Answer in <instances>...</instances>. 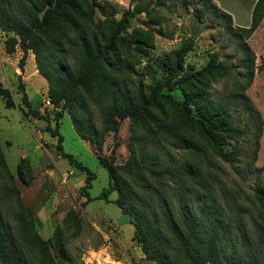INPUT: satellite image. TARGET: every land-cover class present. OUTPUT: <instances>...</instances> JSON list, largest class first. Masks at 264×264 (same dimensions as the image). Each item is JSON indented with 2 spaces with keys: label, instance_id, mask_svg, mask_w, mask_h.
<instances>
[{
  "label": "trees",
  "instance_id": "1",
  "mask_svg": "<svg viewBox=\"0 0 264 264\" xmlns=\"http://www.w3.org/2000/svg\"><path fill=\"white\" fill-rule=\"evenodd\" d=\"M200 1L207 11L225 20L242 48L243 73L235 79L223 103L215 100L213 84L231 77L234 69L216 54L195 71L185 67L189 48L175 50L160 62L164 82L149 91L142 82L135 83L131 73L136 42L124 36L131 12L124 13L119 21L96 20L90 0H0V29L13 34L7 42L8 53L17 46L22 50L18 64L21 71L29 53L34 55L37 70L47 83L48 98L55 107H61L56 120L67 113L81 139L101 150L105 135L117 133L119 120L125 118L145 131L134 134L131 156L125 165L97 158L110 179L100 198L108 199L111 193H117L114 203L129 217L134 239L141 244L149 262L264 264V184L253 190L254 205L262 222L253 218L250 230L246 215L250 210L201 161L204 157L210 160L206 156L208 150L225 163L237 160L246 131L233 126V106L248 110L259 119L260 131L250 143L252 158L247 165L257 160L262 120L246 95L256 69V55L247 40L264 19V0L255 3L246 28L233 26L232 16L213 0ZM260 70H264V63ZM175 90L180 91V100L173 96ZM0 99L7 108L15 107L11 91L1 83ZM22 103L27 108L26 117L44 118L39 108H33L25 91ZM89 103L95 104L103 117L102 130L97 129L90 116ZM45 130L57 138L59 155L86 174L82 193L91 201L88 191L95 174L64 151L59 124L54 128L47 124ZM18 172L23 175L21 165ZM216 184L222 185L234 218L225 203L214 196ZM15 194L20 213L28 215L19 192ZM1 210L0 205V264H54L46 242L30 227L25 230L27 220L15 217L16 231L7 228ZM67 224L73 236L80 234L82 220L74 211L69 212ZM56 242L65 255L61 235H57Z\"/></svg>",
  "mask_w": 264,
  "mask_h": 264
},
{
  "label": "rangeland",
  "instance_id": "2",
  "mask_svg": "<svg viewBox=\"0 0 264 264\" xmlns=\"http://www.w3.org/2000/svg\"><path fill=\"white\" fill-rule=\"evenodd\" d=\"M213 1L232 16L233 26H250L255 0ZM90 2L94 6L96 20L119 21L124 13H132L129 27L124 33L128 41L137 43L133 47L134 72L131 77L135 83L142 82L146 91L164 82L165 73L160 62L181 48H189L185 57L187 69L201 70L213 54L228 65H233L231 77L213 84L212 92L217 102L223 103L230 95L235 79L243 73L239 38L228 30L225 20L207 11L200 0ZM134 35L137 38H133ZM12 36V33L0 29V83L11 91L15 101L14 108H7L5 101L0 99V205L5 226L15 230V217L23 222L27 220L25 230L30 227L46 242V251L54 264H153L142 252L141 244L134 239V226L129 222V217L114 203L117 193H111L108 199L100 198L109 187L110 179L97 158L113 159L115 165H125L131 156L130 143L134 134L139 131L144 134L145 131L142 127L138 130L130 119L125 118L119 120L117 133L105 135L101 150L81 139L67 113L60 121L56 120L61 107L44 106L48 97L47 85L45 79L35 73L34 63L28 62L21 71L18 67L23 54L20 47L8 53L6 46ZM247 42L256 55V69L246 95L262 120L257 160L251 166L247 165L252 158L250 143L260 131L259 119L248 110L233 106V126L246 131L240 140L237 160L235 163H225L208 150L206 156L210 160L204 157L201 161L202 166L219 177L250 210L246 214L247 227L252 230L253 218L262 222L259 210L254 205L253 190L256 185L264 184V70H260L264 63V19ZM24 76L30 78L24 80ZM24 91L33 108H39L44 114L43 119L24 115L27 110L22 103ZM172 94L176 99H181L180 91L175 90ZM89 113L97 129L102 130L103 117L95 104L89 103ZM47 124L51 128L59 124L64 151L95 174L88 191L91 201L82 193L86 174L79 172L59 155L57 138L51 137L45 130ZM204 147L208 148L207 145ZM223 147H226L224 143ZM179 156L184 157L180 153ZM19 165L23 170L22 176L18 172ZM15 192H19L21 202L29 211L28 215L20 213ZM214 196L225 203L227 211L234 218L222 185L216 184ZM70 211H74L82 220L78 236H73L68 228ZM57 235L63 238L65 255L60 253Z\"/></svg>",
  "mask_w": 264,
  "mask_h": 264
},
{
  "label": "crops",
  "instance_id": "3",
  "mask_svg": "<svg viewBox=\"0 0 264 264\" xmlns=\"http://www.w3.org/2000/svg\"><path fill=\"white\" fill-rule=\"evenodd\" d=\"M257 2V0H255V3ZM255 3H254V5H255ZM254 5H253V8H254ZM33 62L34 63V67H35V73L36 74H38V75H40L39 74V72H38V70H37V67H36V63H35V58H34V55L32 54V53H30L29 55H28V59H27V63L26 64H28V62ZM27 69V68H26ZM27 71V70H26ZM30 77L29 76H24L23 77V79L24 80H28ZM46 85H47V83H46ZM47 89V88H46ZM66 114V113H65Z\"/></svg>",
  "mask_w": 264,
  "mask_h": 264
},
{
  "label": "built area",
  "instance_id": "4",
  "mask_svg": "<svg viewBox=\"0 0 264 264\" xmlns=\"http://www.w3.org/2000/svg\"><path fill=\"white\" fill-rule=\"evenodd\" d=\"M44 106L45 107H52L54 106V104L51 102L50 98H46V100L44 101Z\"/></svg>",
  "mask_w": 264,
  "mask_h": 264
}]
</instances>
